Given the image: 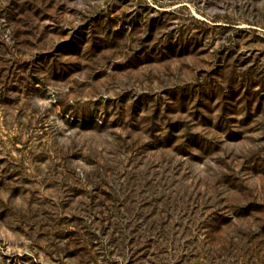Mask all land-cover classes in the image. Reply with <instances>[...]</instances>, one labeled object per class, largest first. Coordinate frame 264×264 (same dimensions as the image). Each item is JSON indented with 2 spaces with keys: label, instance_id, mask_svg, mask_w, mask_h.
Here are the masks:
<instances>
[{
  "label": "rangeland",
  "instance_id": "1",
  "mask_svg": "<svg viewBox=\"0 0 264 264\" xmlns=\"http://www.w3.org/2000/svg\"><path fill=\"white\" fill-rule=\"evenodd\" d=\"M0 264H264V0H0Z\"/></svg>",
  "mask_w": 264,
  "mask_h": 264
}]
</instances>
